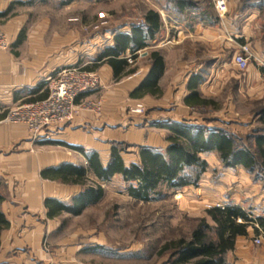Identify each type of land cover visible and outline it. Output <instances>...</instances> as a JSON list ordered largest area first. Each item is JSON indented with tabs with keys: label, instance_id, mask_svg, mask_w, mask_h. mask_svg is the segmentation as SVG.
<instances>
[{
	"label": "crops",
	"instance_id": "0c3cea01",
	"mask_svg": "<svg viewBox=\"0 0 264 264\" xmlns=\"http://www.w3.org/2000/svg\"><path fill=\"white\" fill-rule=\"evenodd\" d=\"M49 1L0 0V27L9 39V48L0 49V190L5 196L0 209L9 221L0 236V264L85 263L96 240L90 238L88 232L82 234L85 230L71 232L73 228H69V220L85 213L95 204L88 205L78 215L63 211L50 216L46 199L71 203L84 190L80 183L64 181L55 176L54 170L65 164L87 166L88 158L78 147L88 152H98L104 165L110 160L114 143L127 146L126 151L122 152L127 165L138 160L140 145L164 149L168 145L166 138L169 130L155 126L154 122L190 120L189 112L194 107L186 104L184 99L190 92L187 85L193 73H199L202 77L200 92H205V87L209 88V81L202 71H192L191 65L187 64L184 56L190 46L200 47L204 54H208L210 50L222 49L226 43L236 51L241 44L247 43L253 54L264 60V27L260 28L257 24L264 18L257 12H251L257 4L244 9L241 0H231V6L239 5L240 11L226 17L219 15L221 20L216 25L204 24L199 19L189 25V18L179 20L164 13V25L156 38L148 47L138 51V56L132 62L129 61L135 71L116 80L113 67L108 62L97 60L98 53L106 45L113 44L114 33L105 43L96 44L83 56L80 29L77 27L80 17L71 16L70 27L73 29L65 36L58 29L59 25L54 27L57 23L55 17L59 19V15L65 11V4L60 3V13L37 14L36 9ZM73 3L75 0L66 6ZM10 7L11 11L4 14ZM22 30H25V38L17 44ZM153 50L161 51L166 64L158 82L161 92L132 97L131 93L150 72V54ZM130 55L128 52L127 58ZM77 63L101 76V90L80 97V102L89 103L92 107L83 103L77 108L71 122L44 130L37 140L25 125L6 120L9 109L30 98V91L39 83H45L54 71ZM232 65L211 63L207 66L217 71H228L234 67ZM262 69L259 67L258 71ZM138 101L146 105L147 112L134 117L126 109ZM127 151H132L130 160L126 158ZM219 163L222 164L220 160ZM239 170L244 180H253L243 167ZM43 171L47 176L43 175ZM87 178L89 183L97 182L104 188L106 184L103 183L109 181L99 180L92 171L87 172ZM208 189L206 196H202L207 198L206 209L218 205L214 194L209 193ZM233 197L235 199L230 204L245 209L248 201H251L249 198L264 203V194L242 198L240 192H234ZM261 208L264 210V205ZM252 212L256 216H264L259 209ZM254 233V228L250 226L247 235L237 237L235 249L228 254L231 262L264 264V242L256 244L252 239ZM260 235L264 238V234Z\"/></svg>",
	"mask_w": 264,
	"mask_h": 264
},
{
	"label": "rangeland",
	"instance_id": "374dc122",
	"mask_svg": "<svg viewBox=\"0 0 264 264\" xmlns=\"http://www.w3.org/2000/svg\"><path fill=\"white\" fill-rule=\"evenodd\" d=\"M63 1L50 0L45 6L36 9L37 14L60 13ZM191 1L197 3L200 9H213L214 0ZM227 1L229 7L224 17L240 11L239 5L232 7L229 3L231 0ZM73 4L68 7L63 4L65 11L59 15V19L55 17L57 23L54 27L59 25L58 29L67 36L73 29L70 27L71 16H79L77 27L80 29L83 56L96 44L105 43L113 32L128 30L133 24H142L149 8H159L155 0H75ZM256 4L257 7H253L251 12H257L264 18V1ZM160 12L162 15L166 13L161 7ZM257 24L260 28L264 27L263 20ZM235 51L228 43L218 51L210 50L208 54L196 46H190L186 51L184 57L187 64L191 65V70L202 71L209 81V88L205 87V92L201 93L212 100L208 105L190 109L189 121L209 127H224L246 140L247 137L264 133V70L258 71L264 65H259L251 58L248 68L241 70L232 60ZM211 63L233 64L234 67L228 71H217L207 66ZM71 66L54 71L45 82V87L50 89L58 71ZM100 88L91 92H98ZM83 103L86 102L79 100L77 106ZM85 105L90 106L89 103ZM133 106L129 105L126 110L130 115L140 117L141 114L131 111ZM131 152L127 151L126 154L129 160L132 158ZM204 157L209 160L210 168L207 174H203L198 187H185L175 193L166 190L167 195L160 199L145 202L131 197L127 192L129 183L119 174L103 183L106 184V195L85 213L69 220V228H73L71 232L85 230L82 234L88 232L89 237L96 240L84 264H166L169 253L161 254L163 245L174 239L190 237L197 221L206 215L207 198L202 196H206L207 188L221 205L234 201V192H240L242 198L264 194L259 193L264 192V179L246 181L239 173L240 166L224 167L213 152L205 153ZM249 199L251 201H248L246 210L252 212L259 209L264 213L261 208L264 203ZM257 236L259 234L255 232L252 239Z\"/></svg>",
	"mask_w": 264,
	"mask_h": 264
},
{
	"label": "trees",
	"instance_id": "16d2710c",
	"mask_svg": "<svg viewBox=\"0 0 264 264\" xmlns=\"http://www.w3.org/2000/svg\"><path fill=\"white\" fill-rule=\"evenodd\" d=\"M72 1L74 0H64L62 3L66 5ZM241 1L242 8L247 9L248 6L264 0ZM155 3L159 8H149L142 24H133L128 30L113 32V44L106 45L98 53L97 60L108 62L113 67L116 80L135 71L127 58L128 52L134 60L138 56V51L148 47L161 31L164 22L160 7L167 15L172 13L173 16L172 14L169 16L176 19L189 18V25L196 19L207 25H216L220 22L215 3L212 10L200 9L198 4L191 0H155ZM9 11L11 7L4 14H8ZM24 38L25 30H22L17 44ZM150 57L152 59L150 72L131 93L132 97L161 92L158 82L165 71V59L159 50H153ZM201 81L199 73H193L188 81L187 87L190 92L184 102L192 107L212 103V100L202 97L199 90ZM45 85L39 83L30 91L32 96L25 101L47 97L49 89ZM154 125L169 130L166 138L168 145L164 149L140 145L138 160L129 165L122 155L127 149L125 144H113L111 157L106 165L101 161L98 152H88L83 147H78L77 149L88 158V165L65 164L54 170V174L64 181L80 183L84 190L74 197L71 203L46 199L45 203L50 207L49 215L54 216L63 211L78 215L88 205L96 204L104 197L105 188L100 183L88 182V171H92L101 181L111 180L116 174L122 175L129 183L128 194L145 202L164 197L167 195L166 190L175 193L185 187H198L203 174L210 168L209 161L204 157L205 153L210 152L217 155L224 167L240 166L254 180L264 179V133L247 137L245 140L224 127H209L189 120H160L154 122ZM43 175L47 176V173L43 171ZM4 197L0 190V205ZM205 213L206 215L197 221L190 237L174 239L163 245L161 254L169 253L166 264H234L228 259V254L235 249L237 237L247 235L250 226L257 234H264V216H254L252 212L240 206L214 205L207 208ZM8 225L9 221L0 209V236Z\"/></svg>",
	"mask_w": 264,
	"mask_h": 264
},
{
	"label": "built area",
	"instance_id": "2783aa9c",
	"mask_svg": "<svg viewBox=\"0 0 264 264\" xmlns=\"http://www.w3.org/2000/svg\"><path fill=\"white\" fill-rule=\"evenodd\" d=\"M214 3L218 14L224 17L228 11V1L214 0ZM8 48L9 39L0 27V49ZM251 58L264 65V60L254 55L249 44L246 43L241 44L235 51L232 60L239 69L245 70L250 65ZM128 60L133 61L131 55ZM55 77L50 84L47 97L18 103L9 109L6 116V120L9 122L25 125L35 140L40 138L44 130L71 122L77 113V102L81 95L94 91L102 85V79L98 72L88 71L80 65L64 68L58 71ZM131 111L144 115L147 108L143 102L138 101ZM263 240L264 238L259 235L255 237L254 242L262 244Z\"/></svg>",
	"mask_w": 264,
	"mask_h": 264
}]
</instances>
